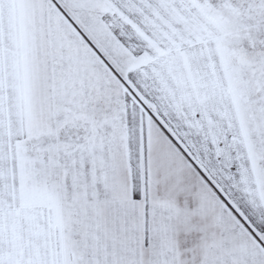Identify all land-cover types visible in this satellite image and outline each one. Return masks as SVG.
Wrapping results in <instances>:
<instances>
[{
    "label": "snow or ice",
    "instance_id": "1",
    "mask_svg": "<svg viewBox=\"0 0 264 264\" xmlns=\"http://www.w3.org/2000/svg\"><path fill=\"white\" fill-rule=\"evenodd\" d=\"M0 264H264V0H0Z\"/></svg>",
    "mask_w": 264,
    "mask_h": 264
}]
</instances>
